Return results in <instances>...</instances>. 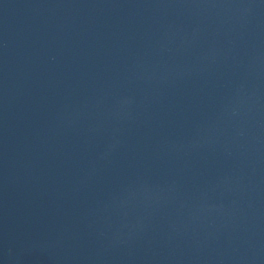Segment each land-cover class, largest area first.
<instances>
[{"label":"water","instance_id":"obj_1","mask_svg":"<svg viewBox=\"0 0 264 264\" xmlns=\"http://www.w3.org/2000/svg\"><path fill=\"white\" fill-rule=\"evenodd\" d=\"M0 264H264V0H0Z\"/></svg>","mask_w":264,"mask_h":264}]
</instances>
